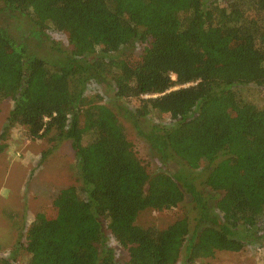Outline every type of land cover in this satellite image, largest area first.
<instances>
[{"label": "trees", "instance_id": "trees-1", "mask_svg": "<svg viewBox=\"0 0 264 264\" xmlns=\"http://www.w3.org/2000/svg\"><path fill=\"white\" fill-rule=\"evenodd\" d=\"M51 32L67 36V51ZM137 42L144 52L131 61ZM47 43L55 59L38 53ZM263 88L264 0H0V103L14 104L1 138L22 126L32 141H69L76 160L77 184L27 228L24 264H116L109 234L126 264L264 246ZM108 91L118 110L103 103ZM121 118L165 166L197 168L210 154L204 188L183 170L150 173ZM186 200L194 228L187 216L137 223ZM0 264H16L15 253Z\"/></svg>", "mask_w": 264, "mask_h": 264}, {"label": "rangeland", "instance_id": "rangeland-1", "mask_svg": "<svg viewBox=\"0 0 264 264\" xmlns=\"http://www.w3.org/2000/svg\"><path fill=\"white\" fill-rule=\"evenodd\" d=\"M50 38L58 45L47 43L45 48L43 47L44 50L37 49L40 50L38 53L41 56L55 59L58 53L51 49L52 46L57 45L67 51L69 48L67 36L51 32ZM125 52L129 60H138L144 52V44L137 42ZM86 95L90 97L92 94L86 92ZM111 96L110 91L106 92V102L103 103L118 110L113 101H110ZM261 96L264 99V88L261 89ZM13 105L10 99L0 103V144L6 146L0 153V258H8L15 253L16 264H24L26 251L23 250L22 245L26 244V230L40 209L50 208L60 190L77 184L72 169L76 160L69 141L54 142L49 138L32 141L27 138L26 129L22 126L16 125L10 128L9 134L1 138ZM121 120L128 139L134 144L138 157L150 173L158 172L162 168L172 173L183 170L186 175L195 179L198 186L204 188L202 184L209 168L210 154L202 155L197 168H191L179 159L170 160L165 166L146 139L138 133L136 126L126 118ZM151 121L166 124L170 119L152 118ZM141 125L144 127V121ZM4 170L5 174L8 173L6 178H4ZM189 202L186 200L183 205L164 211L146 209L140 213L137 223L144 227L167 228L187 216L194 228L196 213ZM50 213L52 215L53 211L51 210ZM19 242L21 246H18ZM108 243L115 250L116 264H126L128 253L111 234L108 236ZM177 264L187 263L181 258ZM196 264H264V246L255 243L248 245L241 252H218L215 259L197 261Z\"/></svg>", "mask_w": 264, "mask_h": 264}, {"label": "crops", "instance_id": "crops-1", "mask_svg": "<svg viewBox=\"0 0 264 264\" xmlns=\"http://www.w3.org/2000/svg\"><path fill=\"white\" fill-rule=\"evenodd\" d=\"M15 162H13V164H14ZM8 174V173H7ZM7 174H5V170H4V178H6V176H7Z\"/></svg>", "mask_w": 264, "mask_h": 264}]
</instances>
